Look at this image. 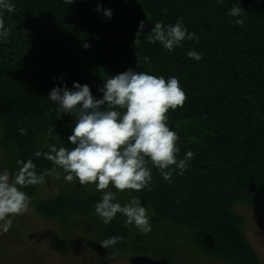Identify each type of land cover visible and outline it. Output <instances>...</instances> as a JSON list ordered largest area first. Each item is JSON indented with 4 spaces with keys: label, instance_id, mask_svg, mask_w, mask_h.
<instances>
[{
    "label": "trees",
    "instance_id": "obj_1",
    "mask_svg": "<svg viewBox=\"0 0 264 264\" xmlns=\"http://www.w3.org/2000/svg\"><path fill=\"white\" fill-rule=\"evenodd\" d=\"M9 2L12 11L0 10L7 31L0 36L4 169L14 172L18 159H32L39 174L55 166L35 152H47L49 144L74 147L67 139L73 116L58 113V105L48 98L55 87L66 84L75 90L74 83L87 84L92 95L102 99L98 89L106 79L131 68L166 80L174 76L187 96L182 107L169 110L167 123L179 137L178 159L189 150L194 153L190 167L180 175L171 166L169 183L149 163L151 191L121 192L109 186L122 206L133 196L141 200L148 210L149 233L142 234L134 225L125 227L126 217L119 213L104 224L94 209L101 192L78 180L72 182L75 189L57 198L34 201L40 217L85 228L83 232L95 239L91 244L122 236L114 246L115 259L133 256L144 264H181L182 254L195 261L261 264L244 232L246 220L235 208L264 213V0ZM234 6L243 8L241 16L228 15ZM104 10H111V18ZM180 18L189 33L199 36L198 42L185 39L169 52L159 42L147 41L155 23L171 25ZM241 18L244 24L236 25ZM140 21L145 26L135 43ZM190 50L202 59L189 58ZM136 54L141 61L149 57V62L137 67ZM19 128L27 129V135ZM50 178L54 177L46 176L45 181ZM38 186L21 190L33 195ZM103 251L110 256L112 250Z\"/></svg>",
    "mask_w": 264,
    "mask_h": 264
},
{
    "label": "clouds",
    "instance_id": "obj_2",
    "mask_svg": "<svg viewBox=\"0 0 264 264\" xmlns=\"http://www.w3.org/2000/svg\"><path fill=\"white\" fill-rule=\"evenodd\" d=\"M0 10L12 11L13 5L9 0H0ZM96 10L101 9L98 6ZM242 11L241 6H234L228 15L239 17ZM104 15L111 18V10H104ZM234 23L242 26L244 20L236 19ZM144 26V21H140L135 43H139L138 36ZM149 33L146 37L148 42H159L169 52L185 39L199 41L196 33L188 32L182 18L171 25L157 22ZM6 35L4 20L0 18V36ZM83 46L85 49L89 47L88 44ZM187 56L196 61L202 59V55L194 50L188 51ZM148 62L149 57L145 56L141 61L137 55V67ZM73 87L75 90H70L66 84L63 88L55 87L48 98L58 105V113L73 116L74 128L67 139L74 147L69 149L49 144L47 152H35L36 157L43 155L55 166L39 174L32 159H18L14 172L4 169L0 173V233L8 232L12 227L10 217L30 210L31 197L21 189L43 184L46 176L60 179L61 173L57 169L63 170V178L67 182L78 180L80 185L94 184L97 191L109 189L111 185L124 192L145 188L151 191L149 163L169 183L174 171L171 166L175 165L180 175L190 167L194 153L189 150L184 158L178 159L179 137L167 123L169 110L182 107L187 99L178 78L173 76L166 80L163 76L129 68L106 79L103 87L98 89L103 93L102 99L95 98L87 84L74 83ZM18 131L27 135L25 128ZM52 131L50 128L47 133L50 138ZM94 209L104 224H109L119 213L126 217L125 227L134 225L142 234L151 231L148 210L138 197H131L121 206L116 202L113 191H104ZM122 240V236L113 235L99 243L112 250V258L117 254L114 246Z\"/></svg>",
    "mask_w": 264,
    "mask_h": 264
},
{
    "label": "rangeland",
    "instance_id": "obj_3",
    "mask_svg": "<svg viewBox=\"0 0 264 264\" xmlns=\"http://www.w3.org/2000/svg\"><path fill=\"white\" fill-rule=\"evenodd\" d=\"M2 157L1 153L0 173L4 170ZM58 171L61 173L60 179L50 178L40 184L33 195L26 193L31 197L30 210L23 215L11 217L12 227L8 232L0 233V264H144L133 256L123 260L110 258L101 245L90 243L92 237L83 232L85 228L80 230L73 228L71 223L65 220L48 221L40 217L35 210L34 201H48L75 189L72 182L64 180V173ZM92 189L96 191L95 185L90 188ZM104 191L113 190L110 187L101 190V195ZM115 195L116 202H119L116 193ZM235 213L246 220L244 232L257 251L261 264H264V213H254L240 206L235 208ZM77 230L80 231L79 235H75ZM178 258L181 264H224L220 261H205L202 258L195 261L182 254ZM151 264L164 262L155 260Z\"/></svg>",
    "mask_w": 264,
    "mask_h": 264
}]
</instances>
